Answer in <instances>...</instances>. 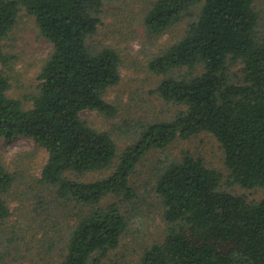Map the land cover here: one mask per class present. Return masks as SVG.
<instances>
[{
  "label": "trees",
  "instance_id": "trees-1",
  "mask_svg": "<svg viewBox=\"0 0 264 264\" xmlns=\"http://www.w3.org/2000/svg\"><path fill=\"white\" fill-rule=\"evenodd\" d=\"M256 1L152 5L145 19L152 34L164 35L192 15L185 35L148 63L152 73L165 77L156 92L182 110L172 120L144 125L120 151L109 132L82 117L84 112L110 119L118 114L106 95L121 81L120 55L93 42L104 0H0V143L26 137L44 150L38 181L62 207L78 209L64 229L62 248L58 254L51 249L42 264H106L128 230L120 206L137 198L136 168L150 152L178 139L210 133L224 152L226 184L264 189V15ZM22 9L53 46L36 92L27 98L31 107L9 95L12 80L4 70V44ZM236 66L238 74L231 70ZM110 170L105 179L84 181ZM23 179L0 158V233L13 231L6 228L12 212L7 196ZM223 179L188 154L160 167L154 191L166 235L145 249L140 264H264V198L227 191ZM111 197L120 203L102 206ZM5 259L0 253V264Z\"/></svg>",
  "mask_w": 264,
  "mask_h": 264
},
{
  "label": "rangeland",
  "instance_id": "rangeland-1",
  "mask_svg": "<svg viewBox=\"0 0 264 264\" xmlns=\"http://www.w3.org/2000/svg\"><path fill=\"white\" fill-rule=\"evenodd\" d=\"M157 1L104 0L102 22L93 38L97 47L115 48L121 58V81L106 95V99L117 106L118 114L110 119L95 112H84L82 117L95 129L109 132L120 151L137 138L138 130L144 125L172 120L182 110L165 102L156 92L165 77L152 73L148 63L185 35L192 15L164 35L152 34L145 19ZM255 7L263 16L264 0H257ZM52 49V44L41 35L35 18L22 9L14 31L4 44L7 56L4 70L12 80L9 95L26 101L25 107L32 105L27 98L36 92L37 77ZM231 70L239 73L238 66ZM187 154L222 173L227 191L255 201L264 198V189L248 191L226 184L229 172L224 152L210 133L202 132L188 140L178 139L165 150L150 152L136 168L132 184L137 198L120 206L128 221V230L118 248L104 260L106 264H140L145 249L164 240L166 225L161 217V200L154 191L156 176L166 161H178ZM0 158L12 172L25 178L17 182L7 196L12 212L6 228L13 231L0 233V253L6 256V264H42L51 249L52 254H58L62 248L64 229L72 224L78 209L73 205L62 207L55 193L38 181L46 154L30 139L1 142ZM112 171L88 175L84 181L105 179ZM111 203L119 204L120 200L111 197L102 202V206Z\"/></svg>",
  "mask_w": 264,
  "mask_h": 264
}]
</instances>
